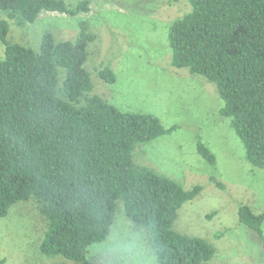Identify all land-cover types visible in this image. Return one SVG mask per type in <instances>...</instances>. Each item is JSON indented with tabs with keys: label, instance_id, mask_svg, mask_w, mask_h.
Wrapping results in <instances>:
<instances>
[{
	"label": "trees",
	"instance_id": "16d2710c",
	"mask_svg": "<svg viewBox=\"0 0 264 264\" xmlns=\"http://www.w3.org/2000/svg\"><path fill=\"white\" fill-rule=\"evenodd\" d=\"M188 1L191 10L169 27L171 64L215 84L224 101L219 114L230 119L248 161L264 167V0ZM89 4L0 0V216L33 197L48 222L41 252L98 264L88 258V247L107 238L121 199L128 218L150 234L159 264H211L212 244L174 227L179 209L203 185L186 188L133 159L137 143L178 126L166 127L153 113L122 111L92 94L85 65L96 35L88 25L75 39L58 40L47 31L37 48L8 39L10 20L34 23L43 11L74 16ZM99 74L116 82L110 65ZM196 146L204 160L216 163L200 136ZM238 216L264 239V211L241 204Z\"/></svg>",
	"mask_w": 264,
	"mask_h": 264
},
{
	"label": "rangeland",
	"instance_id": "374dc122",
	"mask_svg": "<svg viewBox=\"0 0 264 264\" xmlns=\"http://www.w3.org/2000/svg\"><path fill=\"white\" fill-rule=\"evenodd\" d=\"M76 8L84 0H66ZM188 0H90L89 10L71 16L43 11L34 23L10 20L8 39L37 48L50 31L58 40L75 39L87 24L96 40L89 46L86 68L97 94L122 111L157 115L169 134L135 145L137 165L167 175L186 188L203 185L199 196L178 211L174 227L207 239L215 249L211 264H264V239L239 221L238 209L248 204L264 211V167L253 166L229 118L219 114L224 101L214 83L171 64L170 24L191 10ZM5 46L0 41V59ZM110 65L114 83L100 69ZM216 155L209 164L197 151L198 137ZM214 176L224 188L212 179ZM47 219L35 198L15 203L0 216V259L4 264H77L46 256L40 244ZM264 235V223L262 226ZM98 264H159L151 236L136 226L117 200L115 221L107 238L88 247Z\"/></svg>",
	"mask_w": 264,
	"mask_h": 264
}]
</instances>
